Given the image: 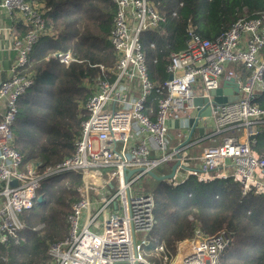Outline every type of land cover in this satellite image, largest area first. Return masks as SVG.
I'll return each mask as SVG.
<instances>
[{
	"label": "built area",
	"instance_id": "2783aa9c",
	"mask_svg": "<svg viewBox=\"0 0 264 264\" xmlns=\"http://www.w3.org/2000/svg\"><path fill=\"white\" fill-rule=\"evenodd\" d=\"M113 2L108 40L117 62L109 69L99 66L92 80L74 154L44 167L16 149L13 126L18 102L35 84L24 72L33 47L47 33L45 19L30 0H1L0 8L31 30L10 33L16 57L11 78L0 82V246L20 244L27 229L24 214L42 198L46 181L76 173L83 182L81 199L67 217L68 236L50 246V264H151L144 247L156 226V199L154 191L143 190L148 179L156 180L151 173L169 176L176 167L164 181L174 188L191 179L233 180L243 195H264V154L253 149L264 131V108L254 104L264 93V13L238 19L215 40L202 38L190 24L186 47L170 55L168 79L156 86L142 35L162 29L169 17L149 0ZM54 57L66 66L78 62L71 51ZM232 79L240 87L239 100L219 102L226 95L217 91ZM155 94L166 95L156 108ZM164 165L165 172H155ZM232 246L226 231L206 236L196 228L192 239L179 244L173 263L220 264Z\"/></svg>",
	"mask_w": 264,
	"mask_h": 264
},
{
	"label": "trees",
	"instance_id": "16d2710c",
	"mask_svg": "<svg viewBox=\"0 0 264 264\" xmlns=\"http://www.w3.org/2000/svg\"><path fill=\"white\" fill-rule=\"evenodd\" d=\"M30 1L41 8L47 33L41 34L30 53L24 73L31 74L35 84L18 102L13 133L23 158L46 167L74 154L83 119L81 106L92 94L86 81L92 82L99 75V66L109 69L117 62L108 40L116 6L113 0ZM149 2L169 17L162 29L142 35L150 80L156 86L168 79L170 55L186 47L190 24L202 38L215 40L238 19L264 13V0ZM18 28L23 35L31 30L21 19ZM67 51L78 62L66 66L54 57ZM164 96H152L154 108ZM254 104L264 108V93ZM256 139L253 149L264 154V131ZM46 184L42 201L24 214L27 229L20 244L0 246V264H50V246L67 237V217L81 199L82 178L67 173ZM182 189L184 194L177 196ZM154 194L156 226L150 245L144 249L151 264H172L179 244L192 239L196 228L206 236L221 231L232 236L233 246L220 264H264V195H243L240 184L233 180L205 184L195 179L177 188L161 182ZM40 225L44 228L37 230Z\"/></svg>",
	"mask_w": 264,
	"mask_h": 264
},
{
	"label": "crops",
	"instance_id": "0c3cea01",
	"mask_svg": "<svg viewBox=\"0 0 264 264\" xmlns=\"http://www.w3.org/2000/svg\"><path fill=\"white\" fill-rule=\"evenodd\" d=\"M1 5V0H0ZM20 19H11L6 12L0 8V82L11 78V69L15 61V53L11 50V32L19 34L18 24Z\"/></svg>",
	"mask_w": 264,
	"mask_h": 264
},
{
	"label": "water",
	"instance_id": "95a60500",
	"mask_svg": "<svg viewBox=\"0 0 264 264\" xmlns=\"http://www.w3.org/2000/svg\"><path fill=\"white\" fill-rule=\"evenodd\" d=\"M239 93H240V87L238 84L235 83V79H232L231 81H225L223 87L217 91L218 95L220 94L226 95L224 99H219V102H224V103H228V102L233 103V102L238 101L240 98ZM200 103H201V100H197L196 104L198 105ZM205 114L207 115L208 113H205ZM194 123L195 121H191V124H194ZM175 126L176 127L178 126V121H176ZM175 169L176 167H174L173 173L169 176L159 177L155 173H151V176L159 182H164L168 179H171L174 176ZM41 201H42V198L39 199V202Z\"/></svg>",
	"mask_w": 264,
	"mask_h": 264
},
{
	"label": "rangeland",
	"instance_id": "374dc122",
	"mask_svg": "<svg viewBox=\"0 0 264 264\" xmlns=\"http://www.w3.org/2000/svg\"><path fill=\"white\" fill-rule=\"evenodd\" d=\"M86 84H87V86H88V89L90 90V91H93V89H94V82H91V81H86ZM91 96V95H90ZM0 107H3V105H0ZM176 132H172V135L173 136H176ZM222 141V137H219L218 138V143H220ZM208 144H211V143H207L206 144V146L208 145ZM164 167V168H163ZM163 167H159V168H157V169H155V172L156 173H158L159 175L161 174V173H163V172H165L166 170H167V167H166V165H164ZM149 181L148 182H150L149 184H145L144 185V187H143V190L144 191H146V192H152V191H156L157 189H158V187L160 186V183L161 182H159V181H156V180H152V179H148ZM168 187H170L169 186V184L168 183H166V182H164ZM44 186L46 187L47 186V184L45 185L44 184ZM40 194L42 193V191H40L39 192ZM184 194V189H182V190H180V192H179V194H177V196H181V195H183ZM44 228V226L43 225H40V226H38L36 229L37 230H41V229H43ZM68 236V235H67ZM148 242H150V240H147ZM149 245H150V243H149ZM146 247V246H145ZM144 247V248H145ZM177 254H178V251H177ZM174 264V263H173Z\"/></svg>",
	"mask_w": 264,
	"mask_h": 264
}]
</instances>
